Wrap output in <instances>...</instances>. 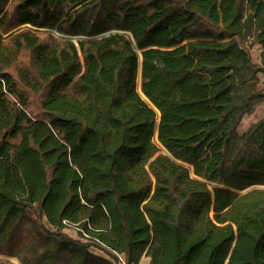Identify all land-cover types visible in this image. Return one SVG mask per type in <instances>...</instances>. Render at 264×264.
<instances>
[{
  "label": "trees",
  "instance_id": "16d2710c",
  "mask_svg": "<svg viewBox=\"0 0 264 264\" xmlns=\"http://www.w3.org/2000/svg\"><path fill=\"white\" fill-rule=\"evenodd\" d=\"M255 44L264 0H0V255L264 264Z\"/></svg>",
  "mask_w": 264,
  "mask_h": 264
},
{
  "label": "rangeland",
  "instance_id": "374dc122",
  "mask_svg": "<svg viewBox=\"0 0 264 264\" xmlns=\"http://www.w3.org/2000/svg\"><path fill=\"white\" fill-rule=\"evenodd\" d=\"M23 28L36 29L35 27L30 26V25H22V26L16 28L15 30H19V29H23ZM40 31L51 32V33H53V34H55L57 36L65 37L64 35H62L61 33H59L56 29H51V28L50 29H46V28H42ZM111 32L113 33L114 31H111ZM111 32H107V33H104L102 35H108ZM69 38L72 39L71 37H69ZM249 41L251 42L252 41V38ZM76 42L78 43V39L76 40ZM250 47H251L250 49H251V54H252L253 62L255 64H258V65H260L261 67L264 68V58H263V55H262L263 50H264L263 45L262 44H255V45L250 46ZM139 73H138V81L137 82H138V85L141 88V82H142L141 68L139 69ZM259 88L264 91V71H262V72L259 73ZM139 92L141 93V95L143 94L142 89ZM147 101H149V100H147ZM263 117H264V101L256 104L254 110L244 116L240 127H238L239 133L246 132L252 124L258 122ZM156 138L157 137L155 136V140L157 141ZM209 184H210L211 187L214 186V184H212V183H209ZM253 187L254 186H252L251 188H253ZM3 260H10L14 264H22L21 261L17 257H13V256L0 255V261H3Z\"/></svg>",
  "mask_w": 264,
  "mask_h": 264
},
{
  "label": "built area",
  "instance_id": "2783aa9c",
  "mask_svg": "<svg viewBox=\"0 0 264 264\" xmlns=\"http://www.w3.org/2000/svg\"><path fill=\"white\" fill-rule=\"evenodd\" d=\"M65 36V35H64ZM65 37H71L75 42L77 39H82V38H86L85 36L83 35H78V36H65ZM77 43V42H76ZM64 223L66 225H69V226H72L74 229L78 230V231H81L83 233V238L84 240L86 241H91V242H94L96 244H100V245H104L106 246L100 239L92 236L91 234H89V232H87L85 229H83L80 224L78 223H72L70 222L69 220H64ZM115 255L117 256V258L115 259L118 264H128L127 260H126V257L123 253H118L116 251H114Z\"/></svg>",
  "mask_w": 264,
  "mask_h": 264
},
{
  "label": "crops",
  "instance_id": "0c3cea01",
  "mask_svg": "<svg viewBox=\"0 0 264 264\" xmlns=\"http://www.w3.org/2000/svg\"><path fill=\"white\" fill-rule=\"evenodd\" d=\"M242 123V122H241ZM241 125V124H240ZM240 127V126H239ZM71 234H73L74 232H70ZM94 252H97L96 249H92ZM139 264H150V257H148L147 255H144Z\"/></svg>",
  "mask_w": 264,
  "mask_h": 264
},
{
  "label": "bare ground",
  "instance_id": "6f19581e",
  "mask_svg": "<svg viewBox=\"0 0 264 264\" xmlns=\"http://www.w3.org/2000/svg\"><path fill=\"white\" fill-rule=\"evenodd\" d=\"M140 74V73H139ZM138 90L140 91L141 90V88H140V86L138 85ZM143 95V94H142ZM143 98L144 99H147L144 95H143ZM148 100V99H147ZM157 139V138H156Z\"/></svg>",
  "mask_w": 264,
  "mask_h": 264
},
{
  "label": "water",
  "instance_id": "95a60500",
  "mask_svg": "<svg viewBox=\"0 0 264 264\" xmlns=\"http://www.w3.org/2000/svg\"><path fill=\"white\" fill-rule=\"evenodd\" d=\"M145 95V94H144ZM146 97V96H145ZM147 98V97H146ZM148 99V98H147ZM150 102V101H149Z\"/></svg>",
  "mask_w": 264,
  "mask_h": 264
}]
</instances>
